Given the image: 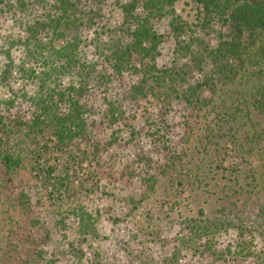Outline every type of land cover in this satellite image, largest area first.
I'll return each instance as SVG.
<instances>
[{
	"label": "rangeland",
	"instance_id": "374dc122",
	"mask_svg": "<svg viewBox=\"0 0 264 264\" xmlns=\"http://www.w3.org/2000/svg\"><path fill=\"white\" fill-rule=\"evenodd\" d=\"M57 1L0 0V264H264V31L234 27L264 0L165 6L120 75L122 6L148 0ZM236 37L223 71L202 59Z\"/></svg>",
	"mask_w": 264,
	"mask_h": 264
},
{
	"label": "trees",
	"instance_id": "16d2710c",
	"mask_svg": "<svg viewBox=\"0 0 264 264\" xmlns=\"http://www.w3.org/2000/svg\"><path fill=\"white\" fill-rule=\"evenodd\" d=\"M178 0H148L147 4L144 5V8L136 12L137 10V2L134 1L131 4H125L122 6V15L124 23L128 24V28L130 29L129 38L131 39L130 42L126 45H117L111 52L112 55V66L111 69L113 74L120 75L125 71H128L131 68L132 64V57L134 53H137L141 56H148L151 51L156 48L152 46L150 48H146V42H152L154 36V32L152 28L149 27V23L155 17H159L163 15L162 8L165 6H173ZM57 7H60L61 4L63 6L68 7L67 0H58ZM63 14H61V18L57 22L56 31L61 29V19ZM59 18V16H58ZM142 18V19H141ZM142 20V21H140ZM234 21L238 34L242 35L244 32L249 34L250 39L258 33V31H264V1H258L256 5L253 7H248L246 4L237 5L234 10ZM133 29V32L131 30ZM177 30V28H176ZM62 35V34H58ZM256 41H252L250 46L255 43ZM247 47L246 43L239 42L238 38H233L231 41H226L221 43L220 47L217 50L208 51L204 49L209 56H203L202 59L204 61L208 60L210 65H215L217 70L223 71V69L228 65H223L224 59L230 56H239L241 51ZM77 50L78 45L74 46H67L65 49L60 50L57 54L63 57L67 62L68 65L77 63ZM205 53V54H206ZM204 54V55H205ZM227 56V57H226ZM203 61V62H204ZM243 64V60H241ZM163 75L161 78L158 76H154L152 70L145 71V76L140 83V86L137 88L140 94H143L144 91H150L146 88L150 86V80H164ZM71 101L70 112L65 114L64 116H57L54 114V118L57 120V127L60 132V137L66 138L70 134H74V129H80L81 122H80V115H81V108L78 106L74 98L69 99ZM58 132V134H59Z\"/></svg>",
	"mask_w": 264,
	"mask_h": 264
}]
</instances>
